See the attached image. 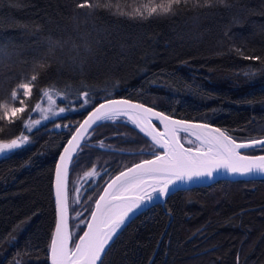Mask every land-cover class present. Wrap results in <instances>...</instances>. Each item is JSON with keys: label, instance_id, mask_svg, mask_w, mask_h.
Wrapping results in <instances>:
<instances>
[{"label": "trees", "instance_id": "16d2710c", "mask_svg": "<svg viewBox=\"0 0 264 264\" xmlns=\"http://www.w3.org/2000/svg\"><path fill=\"white\" fill-rule=\"evenodd\" d=\"M82 2L0 0V101L11 102V90L33 73L51 38L63 47L44 61L51 67L39 78L29 107L40 101L39 88L55 85L61 90L68 86L70 91L67 99L56 98L57 106L78 109L83 102L79 92L87 90L86 84L93 89L88 111L102 101L101 89L107 86L109 98L129 99L174 118L208 123L227 130L238 142L264 137V71L254 77L243 74L249 65L259 67V61L245 56L264 59V0H227L230 7L212 8L194 7L190 0L175 15L146 20L116 11H132L148 0H97L100 6L91 15L89 9L76 7ZM37 28L39 32L34 31ZM85 40L93 47L91 54L82 47ZM73 44L81 45L79 55ZM81 59L86 61L83 71ZM116 82L119 86L113 88ZM87 111H68L44 122L46 126L38 131L24 130L31 142L0 156V264H47L54 223L53 163L75 128L54 125L76 126ZM37 117L32 112V118ZM0 128L4 129L0 138L12 139L21 134L23 124L0 121ZM180 137L185 146H194L186 136ZM150 144L121 119L102 122L79 163L70 167L68 187L72 178L95 165L102 178L83 198L91 209L111 175L151 157L141 153ZM244 153L264 154V149ZM85 213L73 218L69 207L73 241L90 211ZM104 264H264V180H222L171 194L163 205L151 206L125 226L104 256Z\"/></svg>", "mask_w": 264, "mask_h": 264}, {"label": "snow or ice", "instance_id": "6c2138e0", "mask_svg": "<svg viewBox=\"0 0 264 264\" xmlns=\"http://www.w3.org/2000/svg\"><path fill=\"white\" fill-rule=\"evenodd\" d=\"M189 2L190 0H160L156 3L154 0H148L132 11L117 8L116 14L130 19L146 20L155 16L175 15L181 4ZM192 2L194 7L198 8H212L217 5L230 7L227 0H203L202 4L200 0H192ZM99 6L97 0H83L82 3L76 4L79 9H89V15L91 10ZM34 31L39 32L40 29ZM96 43L99 45L100 41L97 40ZM62 47L61 42L48 38L47 53L34 63L33 73L25 76L22 82L11 90L9 97L11 102L0 101V121H6L9 126L17 121H22L23 124L20 135L12 139L0 138V156L21 149L31 142L30 135L24 134V130L28 133L38 131L40 127L46 126L44 122L50 121L52 117H59L65 112L79 111V109L87 111V107L93 104V89L85 84L83 87L87 90L79 92L83 102L79 104L78 109L58 107L56 98L67 99L70 95L69 88L66 86L61 90L55 85H49L38 89L40 101L29 107L27 101L32 97L33 90L37 89L39 78L51 67L50 63L44 61L53 56L57 48ZM80 47L81 45L73 44V48L77 49V55ZM82 47L85 53L93 52V47L87 40ZM75 59L74 57L73 62ZM244 59L259 61V67L249 65L246 68L243 73L245 76L254 77L257 72L264 71V59L260 56H245ZM85 62L84 59L80 60L81 71ZM37 68L40 71H36ZM107 83L109 82L105 81L106 85ZM118 86V82L112 84L113 88ZM101 90L105 92V96L101 98L103 102L93 107L83 121L79 122L78 127L71 123L54 125L56 129L69 131L75 127V131L63 146V152L55 166L56 221L47 249L50 264H104V256L108 254L132 215L154 199L169 196L174 190H179V185L183 183L201 178L212 179L221 170L242 176L264 174V154L248 155L242 151L264 149V137L238 142L227 130L213 128L208 123L176 120L170 115L155 111L154 107L133 103L129 99L109 98L107 86ZM42 102H46L47 107ZM17 103L19 106H16ZM32 112H38L40 118L33 119ZM121 117H126L140 133L150 138V147L142 149L141 153L152 158L141 160L110 179L103 193L95 200L94 208L86 210L91 213L90 219L81 220V223H86L87 230L79 236L78 241H73L69 230L67 188L70 167L74 166L73 162L79 163L78 157L88 146V141L93 137L96 127L104 121H118ZM153 119L163 126V130L158 129ZM181 132L195 138L194 141H188L187 136L185 137L187 142L194 144L193 147H185L181 143ZM3 134L4 129L0 128V136ZM99 147H104L102 141ZM103 172L107 174L106 169ZM96 177L102 178L101 173L96 171V166L93 165L92 170L85 172L81 179L86 184H90ZM80 192L81 189L77 188V195ZM86 194L85 191L84 195ZM91 199L92 197H89V200ZM80 202V199L74 200V203ZM81 215L77 213V216ZM203 230V228L197 230L190 239H195ZM12 239L14 240L15 237L13 236ZM70 242L74 243V247L70 246ZM38 250L39 246H37Z\"/></svg>", "mask_w": 264, "mask_h": 264}, {"label": "water", "instance_id": "95a60500", "mask_svg": "<svg viewBox=\"0 0 264 264\" xmlns=\"http://www.w3.org/2000/svg\"><path fill=\"white\" fill-rule=\"evenodd\" d=\"M112 99H125V98H119V97H118V98H112ZM131 101H132V100H131ZM101 102H103V101H101ZM101 102H99V103H101ZM132 102H133V103H139V102H136V101H132ZM99 103H98V104H99ZM98 104H96V105H98ZM141 104H142V103H141ZM96 105H94L93 107H95ZM145 106H147V105H145ZM93 107H92V108H93ZM147 107H149V106H147ZM92 108H91L90 110H88V111L84 114V116L79 120V122H82V121H83V119L87 116L88 112H89V111H92ZM155 111H158V110L155 109ZM159 112H160V111H159ZM172 118H173V119H176V120H183V119H178V118H174V117H172ZM120 119L123 120L124 122L128 123V124H129L134 130H136V131H137L142 137H144L146 140H148V141L151 143L150 138H146V137L144 136L143 133H140V132H139V129H136L135 126H134L130 121H128L126 117H121ZM188 121H190V120H188ZM79 122H78L77 125H76L77 127H78ZM104 122H105V121H104ZM191 122H194V123H203V122H198V121H191ZM153 123L157 125V127H158L159 130H163V126L160 125L158 121H156L155 119H153ZM211 126H212L213 128H218V127L213 126V125H211ZM74 131H75V128H74V130H73L72 132H74ZM72 132H71V134H72ZM71 134L68 136V138L65 140V142H64L63 145L61 146L60 151L58 152V154H57V156H56V158H55V160H54V163H53L52 177H51V193H52V203H53V211H54V223H53V227H52V231H51V233L54 231V228H55V221H56V207H55V166H56V163H57L58 160H59V156H60V154L63 152V146L67 144V140L71 138ZM180 134H182V135H184V136H187V138H190V139L193 140V141L195 140V138L192 137V136H190L189 134H186V133H183V132H181ZM181 143H182V142H181ZM184 146H185V145H184ZM185 147H188V146H185ZM247 150H249V149H244V150H242V151H243V153H244V152L247 151ZM161 151H162V150H161ZM244 154H246V153H244ZM248 155H250V154H248ZM256 155H261V154H256ZM151 158H152V157H150V158H148V159H151ZM139 162H140V161H138V162H136V163H139ZM136 163H133V164H136ZM133 164H131V165L127 166V167H124V168H122L121 170H119L118 172H116L115 174L111 175V176L105 181V183L102 185V187H101V189L99 190V192H98V194H97L95 200L98 199V198H99V195L103 193V189L107 186V183L110 181L111 178H113V177H115L116 175H118L120 171H123V170H125V169L128 168V167H132ZM222 180H229V181H238V180H264V174H253V175H244V176H242V175L230 174V173H228V172L225 171V170H221V171H219L217 174H215L214 177H213L212 179L201 178V179H198V180H193V181H190V182H187V183H183V184L179 185V190H174L173 193H175V192H177V191H181V190H187V189H191V188H196V187H205V186H208V185L214 184L215 182L222 181ZM67 188H68V177H67ZM173 193H172V194H173ZM170 195H171V194H170ZM170 195H169V196H170ZM167 197H168V196L163 197V198H159V199H154L152 202H150V203H148V204L142 206L140 209H138V210L132 215V217H131V219L128 221L127 225H128V224H129V223H130V222H131L136 216H138L139 214H141L143 211L147 210V209L150 208L151 206L156 205V204L163 205V203L165 202V200H166ZM95 200H94V202H93L91 208H94V206H95ZM90 217H91V213H89L88 219H90ZM88 219H87V220H88ZM127 225H126V226H127ZM124 228H125V227H124ZM69 230H70V228H69ZM85 230H87V225H86V223H85L84 229H83V231L80 233V235H83V232H84ZM80 235H79V236H80ZM79 236L76 238L75 241H78V240H79ZM50 238H51V235H50ZM49 242H50V239H49ZM70 244H71V242H70ZM73 247H74V245H73ZM48 255H49V253H48V251H47V264H50V260L48 259Z\"/></svg>", "mask_w": 264, "mask_h": 264}, {"label": "rangeland", "instance_id": "374dc122", "mask_svg": "<svg viewBox=\"0 0 264 264\" xmlns=\"http://www.w3.org/2000/svg\"><path fill=\"white\" fill-rule=\"evenodd\" d=\"M44 106L47 107V103L44 102ZM37 113V118H40V114L38 112ZM64 114V113H63ZM62 115V114H61ZM54 117H52L51 119H53ZM50 119V120H51ZM46 122V121H45ZM84 175L80 176V177H74L71 180V184L68 187V196H69V207L70 209L72 208L73 210V218H76L77 213H81L82 215L85 213V211L87 210L88 206L87 203L88 202H83V198H84V192L88 191L89 189H91V186L95 183L96 179L98 177L95 178V180L90 183V184H86L81 177H83ZM77 188L81 189V192L79 193V195H77ZM70 190V191H69ZM76 199H80V203H74V200Z\"/></svg>", "mask_w": 264, "mask_h": 264}]
</instances>
